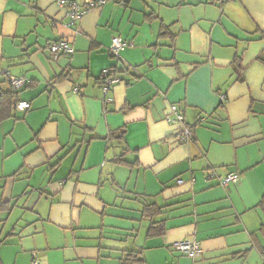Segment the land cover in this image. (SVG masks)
Masks as SVG:
<instances>
[{"label":"crops","instance_id":"crops-1","mask_svg":"<svg viewBox=\"0 0 264 264\" xmlns=\"http://www.w3.org/2000/svg\"><path fill=\"white\" fill-rule=\"evenodd\" d=\"M59 1L0 0V70L30 104L0 122V264H264V0H106L76 35ZM57 40L73 53L51 59Z\"/></svg>","mask_w":264,"mask_h":264},{"label":"built area","instance_id":"built-area-1","mask_svg":"<svg viewBox=\"0 0 264 264\" xmlns=\"http://www.w3.org/2000/svg\"><path fill=\"white\" fill-rule=\"evenodd\" d=\"M228 0H210V2L224 3ZM106 0H86L85 4L79 5L73 1H59V5H65L66 12L68 16V22L66 26L73 31V33L79 34L80 30L78 28V21L89 11L101 7L105 4ZM131 46L130 43L125 42L120 37L115 36L111 40V44L108 49L109 56L118 60L120 57V52ZM47 50L50 54L51 59L56 60L61 55H70L73 53L72 47L64 40H57L54 42H49L47 44ZM10 87L14 91L22 89L24 86L28 85L29 82L26 78L22 76L11 77L7 75ZM120 82V79L117 76L110 75V70L105 69L100 74V89L102 92V101L103 103H108L111 99L108 97L109 91L114 85ZM77 92V90H74ZM30 108V104L27 101L19 100L14 103L13 109L16 111H27ZM165 121L170 124H183L184 118L183 114L177 107V105H170L169 112L165 116ZM178 142L181 144L187 143L190 139V130L184 124L177 133ZM209 178H217L214 173L208 175ZM219 184L221 186H227L228 184H235L239 181V175L236 173H228L224 177L218 178ZM182 180H177V184H181ZM173 249L179 252L182 255L194 257L200 251L199 242L192 239H184L177 241L173 244ZM31 264H40L37 260L33 259Z\"/></svg>","mask_w":264,"mask_h":264},{"label":"trees","instance_id":"trees-1","mask_svg":"<svg viewBox=\"0 0 264 264\" xmlns=\"http://www.w3.org/2000/svg\"><path fill=\"white\" fill-rule=\"evenodd\" d=\"M166 33V32H165ZM163 34H161L162 36ZM110 75L112 76H116L117 73H118V70L115 68H110ZM3 77H6V80H8V77L1 72L0 70V79ZM3 81L0 80V83H2ZM99 83H100V76H99ZM29 85V84H28ZM27 86V85H26ZM17 91H14L12 88H10V90H7V91H1L0 90V122L7 119V118H10L12 116V110H13V105L15 102L19 101L18 97H17ZM190 132H191V129L189 128ZM124 134V130H120L118 136H114L113 134H109V136H107V140H110L112 139L113 137L115 138H121L122 135ZM260 205H264V194L262 195L261 197V200L259 202ZM146 209H144L146 211H150V212H153V210H155L154 208H150V207H145ZM151 229L154 230L155 227H151L150 228V234L152 233L151 232ZM264 251V250H263ZM142 253L139 251V252H135V253H124L123 254V258L120 259V264H143V260H142ZM246 252H241L239 253L238 255H245Z\"/></svg>","mask_w":264,"mask_h":264},{"label":"rangeland","instance_id":"rangeland-1","mask_svg":"<svg viewBox=\"0 0 264 264\" xmlns=\"http://www.w3.org/2000/svg\"><path fill=\"white\" fill-rule=\"evenodd\" d=\"M5 90V89H7V86L5 85V83L4 82H2V83H0V90ZM177 253V252H176ZM175 252H174V254H175V256H176V259L178 258H181V259H183L184 261H187L188 259H189V256H185V255H183V256H185V257H180V256H178L177 254H176ZM31 264V263H30Z\"/></svg>","mask_w":264,"mask_h":264}]
</instances>
